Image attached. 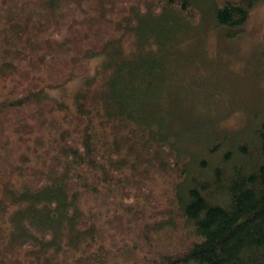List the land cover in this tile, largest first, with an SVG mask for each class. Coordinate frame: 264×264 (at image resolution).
<instances>
[{
	"label": "trees",
	"instance_id": "1",
	"mask_svg": "<svg viewBox=\"0 0 264 264\" xmlns=\"http://www.w3.org/2000/svg\"><path fill=\"white\" fill-rule=\"evenodd\" d=\"M262 1L210 0V20L235 35ZM196 2L0 0V264H264V109L236 138H187L199 154L182 143L189 112L158 105L185 94L169 61L198 39ZM93 61L76 91L47 94ZM165 229L188 246L168 252Z\"/></svg>",
	"mask_w": 264,
	"mask_h": 264
},
{
	"label": "rangeland",
	"instance_id": "2",
	"mask_svg": "<svg viewBox=\"0 0 264 264\" xmlns=\"http://www.w3.org/2000/svg\"><path fill=\"white\" fill-rule=\"evenodd\" d=\"M209 2L210 0H197L196 2L200 4L203 11L199 20V29L195 33L198 39L191 35L181 37L179 43L178 39L176 40L178 47L175 45L171 49L176 53L170 58L169 63L176 74L175 78L170 73L168 77L171 78L173 85L183 87L185 94L177 90V87H169L166 91L171 89L172 96L169 100L162 97L158 102V105H171L189 112L183 116L186 122L179 127L185 132L183 135L186 137H183L182 143L187 148L191 146V149L199 154H204V146L194 145V143L192 145L186 140L187 138L192 136L197 138L200 133L201 142H206L208 138L215 139L213 136L222 131L233 138L244 131L251 118L255 119L260 110L264 109V1L252 8L247 23L235 35H229L234 31L232 28L217 27L213 16V22L210 20L212 8ZM117 34L122 35L121 43L127 47H134L135 34L133 31L119 30ZM96 66L97 62L93 61L88 64L87 71L81 76H75L58 88L47 87L45 91L52 97H59L64 93L71 94L81 86L83 76L92 74ZM167 84L170 85V82ZM195 123L202 124L197 127ZM200 127L202 132L199 131ZM163 174L164 178L169 181L176 178L174 173L168 169ZM153 186L155 189L153 195L162 198L160 210H166L169 215L172 207L167 205V188L163 184L161 175L155 176ZM171 218L176 223L172 215ZM5 219L2 226L8 229L9 218ZM69 226L67 224V230ZM175 228H177L176 225L171 229ZM171 229H165L156 236L162 238L159 245H163L168 252L174 253L187 247L190 238L185 229H176V231H171ZM73 235L76 233L67 231L60 236L64 241L73 242L75 241ZM156 254L150 253L149 256L157 261Z\"/></svg>",
	"mask_w": 264,
	"mask_h": 264
}]
</instances>
